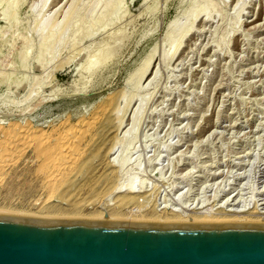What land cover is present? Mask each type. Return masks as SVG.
I'll use <instances>...</instances> for the list:
<instances>
[{"label":"rangeland","instance_id":"rangeland-1","mask_svg":"<svg viewBox=\"0 0 264 264\" xmlns=\"http://www.w3.org/2000/svg\"><path fill=\"white\" fill-rule=\"evenodd\" d=\"M13 1L0 0V142L20 129L0 154V214L264 208V0ZM132 183L139 204L115 191Z\"/></svg>","mask_w":264,"mask_h":264},{"label":"water","instance_id":"water-1","mask_svg":"<svg viewBox=\"0 0 264 264\" xmlns=\"http://www.w3.org/2000/svg\"><path fill=\"white\" fill-rule=\"evenodd\" d=\"M0 264H264V222L0 214Z\"/></svg>","mask_w":264,"mask_h":264},{"label":"bare ground","instance_id":"bare-ground-1","mask_svg":"<svg viewBox=\"0 0 264 264\" xmlns=\"http://www.w3.org/2000/svg\"><path fill=\"white\" fill-rule=\"evenodd\" d=\"M13 1V0H12ZM17 0H14L13 2V4H16L15 2H16ZM48 2V0H45V2H44V4L46 5V3ZM10 3V5H11V7H8L9 9L10 8H12V2H9ZM9 5V6H10ZM7 8V7H6ZM3 9V8H2ZM13 11H14V7H13ZM107 45V44H106ZM104 52V51H103ZM106 53V52H105ZM175 53V52H174ZM148 65V64H147ZM150 66V65H149ZM144 67H145V69H144ZM142 69V71L140 70V72H141V74H140V77L141 76H144L146 73H147V71L149 70V67L147 66L146 67V65L144 66ZM140 79V78H139ZM141 79H142V77H141ZM97 115V114H96ZM94 116V115H93ZM96 117V116H95ZM98 117H100V116H98ZM94 118V117H93ZM93 118H92V122H93ZM95 119H97V118H94V121H95ZM84 120V119H83ZM79 121V120H78ZM91 121V120H90ZM87 122V121H86ZM89 123V122H88ZM94 123V122H93ZM96 123V122H95ZM17 125V124H16ZM16 125H13V126H16ZM25 125V124H24ZM84 125V124H83ZM88 125V124H87ZM91 125H93V124H91ZM91 125H89V128L90 127H92ZM4 126V125H3ZM10 127L11 129H12V131L10 130V132H12L13 133V130L15 129L14 127ZM80 126V125H79ZM21 127V126H20ZM26 127V126H25ZM29 127V126H28ZM68 127V126H67ZM0 128H1V125H0ZM9 127H8V129H10ZM14 128V129H13ZM16 128H19L18 126H16ZM82 128H83V126H82ZM85 128H86V126H85ZM85 128H84V130H85ZM20 129V128H19ZM18 129V130H19ZM22 129H23V127H22ZM21 129V130H22ZM27 129V128H26ZM70 129V128H69ZM71 129H72V127H71ZM75 129V128H74ZM79 129H81V128H79ZM18 130H16V131H18ZM21 130H19V132H21ZM66 130V129H65ZM68 130V129H67ZM4 131H5V128H4ZM9 131V130H8ZM22 131H27V130H22ZM70 131V130H69ZM72 131V130H71ZM86 132L85 133H88V131L87 130H85ZM6 132H7V129H6ZM10 132H7V133H9L10 135L8 136V138H6L9 142L7 143V142H4V140H1V142H0V154H1V156H2V153H3V151L5 152V151H7L9 148H10V146H13L14 144H16V143H11V140H12V138H15L16 136L15 135H17V133L16 132H14L13 134L12 133H10ZM27 132H30V131H27ZM73 132V131H72ZM81 132H83V131H81ZM91 132V131H90ZM5 133V132H4ZM7 133H6V137H7ZM84 133V134H85ZM19 134V133H18ZM33 134V133H32ZM82 134V133H81ZM21 135V134H20ZM23 135V137H24V134H22ZM26 135V134H25ZM29 135H31V134H29ZM79 135V134H78ZM87 135V134H86ZM19 136V135H18ZM63 136V135H62ZM27 137V136H26ZM34 137V136H33ZM32 137V138H33ZM55 137V136H54ZM65 137V136H64ZM121 137V136H120ZM58 138H60V137H58ZM67 138V137H66ZM80 138V137H79ZM82 138V137H81ZM16 139H17V137H16ZM19 139V138H18ZM68 139H69V137H68ZM67 139V140H68ZM73 139H74V137H73ZM86 139V138H85ZM71 141L70 142H68V144H66L68 147V149L71 151V152H73V150H75L76 148H77V144H76V142H74V140L72 141V139H70ZM78 140H80V139H77V142H78ZM6 141V140H5ZM14 141H15V139H14ZM22 141H24V140H22ZM50 141V140H49ZM83 141V140H82ZM12 142H13V140H12ZM17 142V141H16ZM26 142V141H25ZM62 142V141H61ZM65 142V141H64ZM63 142V143H64ZM54 143V142H53ZM66 143V142H65ZM117 143H119L118 141L115 143V145H114V147H113V149H112V151H111V155H113L114 154V149L116 148V146H117ZM11 144V145H10ZM27 144H29V142H27ZM54 144H57V143H54ZM59 144H61V143H59ZM171 144V143H170ZM53 145V144H52ZM65 145V144H64ZM79 145V144H78ZM6 146V147H5ZM47 146V145H46ZM54 146V145H53ZM62 146H63V144L61 145V148H62ZM16 147H17V145H16ZM15 147V148H16ZM19 147V146H18ZM52 147V146H51ZM60 147V146H59ZM58 147V148H59ZM64 147H66V146H63V148ZM13 148V147H12ZM12 148L10 149V150H12ZM23 148V147H22ZM39 148V147H38ZM55 148V147H54ZM53 148V149H54ZM61 148H59V150H58V152H62L63 150H65V149H61ZM84 148V147H83ZM14 149V148H13ZM46 149V148H45ZM49 149H50V147H49ZM68 149H66V150H68ZM78 149H80V148H78ZM10 150L8 151V152H10ZM17 150H19V149H17ZM46 150H48V149H46ZM51 150H52V148H51ZM50 150V151H51ZM55 150V149H54ZM54 150H52V151H54ZM56 150H57V146H56ZM77 150V149H76ZM84 150V149H83ZM44 152H46V151H44ZM66 152V151H65ZM70 152V153H71ZM75 152H77V151H74L73 153H75ZM79 153H80V151H78ZM77 152V153H78ZM82 152V151H81ZM15 153V152H14ZM13 153V154H14ZM48 153H49V151H48ZM67 153V152H66ZM73 153H71L72 155H74ZM168 153H171L170 151L168 152ZM5 154H7L6 152H5ZM4 154V155H5ZM39 154V153H38ZM52 154V153H51ZM9 155V154H8ZM52 155H54V157H55V155L56 154H52ZM51 155V156H52ZM62 155H64V156H60V153H58V157L55 159L53 156V159H54V161H53V159H52V161L54 162V167H55V172L56 173H54V174H59V173H61L63 170L66 172L67 170H65V165H66V163H67V161L65 160L66 158H64L65 157V153H62ZM82 155V154H81ZM81 155H78V156H81ZM6 156V155H5ZM44 156H46V155H44ZM50 156V155H49ZM67 156H68V154H67ZM78 156H76V158L78 157ZM47 157V156H46ZM69 157H71L72 158V160H74V157H72V156H70L69 155ZM68 157V158H69ZM2 158V157H1ZM45 158V157H44ZM48 158H51V157H48ZM75 158V159H76ZM82 158V157H81ZM111 158H113L112 156H111ZM160 158V157H159ZM114 159V162H116V158H113ZM1 160V159H0ZM16 160V159H15ZM47 160V159H46ZM67 160H69V162H70V158L69 159H67ZM79 160V159H78ZM77 159H76V161H78ZM44 161V160H43ZM48 161V160H47ZM75 161V160H74ZM73 161V162H74ZM184 161V160H183ZM3 162V161H2ZM50 162V161H49ZM68 162V163H69ZM8 163V162H7ZM52 163V162H51ZM78 163V162H77ZM112 163H113V161H112ZM186 163L187 162H183V163H181L180 165L182 166V165H186ZM1 164V163H0ZM50 164V163H49ZM71 164H73L72 166H75L76 164L75 163H71L70 162V164H68V165H71ZM75 164V165H74ZM51 165H53V164H51ZM2 166V165H1ZM68 167H70L71 168V166H68ZM69 168V169H70ZM74 168V167H73ZM4 169V168H3ZM218 169V168H217ZM222 169V168H221ZM74 170V169H73ZM73 170H69V171H73ZM63 171V172H64ZM68 171V172H69ZM218 171H219V169H218ZM1 172V171H0ZM51 173H52V170L50 171ZM49 172V173H50ZM61 173V174H64V173ZM50 173V174H51ZM53 174V173H52ZM66 175H68L67 173H65ZM64 174V175H65ZM70 174V173H69ZM53 176V175H52ZM57 176H59V175H57ZM57 176H56V178H57ZM63 176V175H62ZM54 177V176H53ZM61 177V176H60ZM48 178V177H47ZM65 178V177H64ZM52 179V178H51ZM49 180V179H48ZM56 180V179H55ZM65 180V179H64ZM63 180V181H64ZM219 180V179H218ZM62 181V180H61ZM62 181V182H63ZM49 182V181H48ZM60 182V181H59ZM144 182V181H143ZM143 182H141V184L143 185ZM54 183V180H53V182H52V185H54L53 184ZM215 183H216V181H215ZM56 184V183H55ZM58 186V185H57ZM50 187V186H49ZM53 187V186H52ZM54 187H55V185H54ZM51 189V188H50ZM146 189V188H145ZM115 191H117V192H120V193H125V194H127V193H129V194H133L134 195V197L135 196H137V200H136V202L138 201V202H140L141 201V197L144 195V190H143V188L141 189V188H137L135 185H134V183H132L131 184V186L130 187H128L127 189H121V185L119 186H117V190H115ZM263 191V193H264V190H262ZM50 193H52V192H50ZM49 193V194H50ZM48 196V195H47ZM231 196V195H230ZM122 197V196H121ZM47 198V197H46ZM227 198V197H226ZM235 198V197H234ZM234 198L232 199V201H234ZM126 198L124 197L123 198V202H126V200H125ZM231 199V198H230ZM119 201V200H118ZM44 202V201H43ZM137 202V204H139ZM123 204H125V203H123ZM121 205V204H120ZM230 205H236V203L234 202L233 204L231 203ZM203 206H199V207H183V209H176L175 208V211H173V213H175V214H179V215H182L183 217H181V216H179V218L181 217V218H184L185 219V221H193V222H251V221H264V208H262L261 210H259V206H255V207H253V210H250L251 208H233V207H231V208H226L225 210H222V212H220V211H218V212H220V213H216V212H214L212 209H207V208H205L204 210H200L201 208H202ZM218 208V207H217ZM5 209V208H4ZM106 210H104V212H105ZM142 210L140 209V208H132L131 210H129V212H130V214L131 215H134V216H140V214L142 213L141 212ZM191 211H193V212H191ZM109 211H106V213H107V217L106 218H108V217H112L111 215L112 214H110V213H108ZM29 213V212H28ZM193 213H195L196 215H194ZM34 214V213H33ZM144 214V213H143ZM218 214H220V215H218ZM51 215V214H50ZM130 215V216H131ZM142 215V214H141ZM106 216V215H105ZM254 216H256L257 218H253ZM134 218V217H133ZM141 218V217H140ZM180 218V219H181ZM139 219V218H138ZM166 219V218H165ZM168 219V218H167ZM166 219V220H167ZM179 219V220H180ZM158 220V219H157ZM182 220V219H181ZM164 221V220H163ZM171 221H173V220H171ZM174 221H175V219H174Z\"/></svg>","mask_w":264,"mask_h":264}]
</instances>
